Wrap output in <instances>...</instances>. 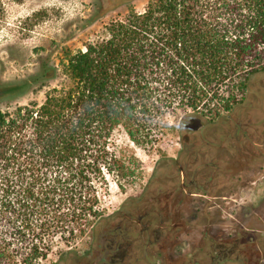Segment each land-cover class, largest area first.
Instances as JSON below:
<instances>
[{"label":"trees","instance_id":"16d2710c","mask_svg":"<svg viewBox=\"0 0 264 264\" xmlns=\"http://www.w3.org/2000/svg\"><path fill=\"white\" fill-rule=\"evenodd\" d=\"M20 1L0 0V27L6 3ZM103 29L42 66L41 101L0 111V264H40L91 232L97 189L134 174L115 132L154 147L169 118L222 117L264 74V0H148ZM31 86H1L0 100Z\"/></svg>","mask_w":264,"mask_h":264},{"label":"flooded vegetation","instance_id":"af4514ba","mask_svg":"<svg viewBox=\"0 0 264 264\" xmlns=\"http://www.w3.org/2000/svg\"><path fill=\"white\" fill-rule=\"evenodd\" d=\"M196 130L158 188L117 213L78 264H264V114Z\"/></svg>","mask_w":264,"mask_h":264},{"label":"rangeland","instance_id":"374dc122","mask_svg":"<svg viewBox=\"0 0 264 264\" xmlns=\"http://www.w3.org/2000/svg\"><path fill=\"white\" fill-rule=\"evenodd\" d=\"M148 0H21L7 2L5 17L0 27V87L31 81V87L23 95L0 100V111L12 110L31 100L41 101L46 87L39 89L35 82L42 74V66L57 64L63 51L76 52L86 42L103 35V26L110 20L123 16L130 4L137 12ZM51 85L54 82H50ZM263 107V108H261ZM264 114V74L253 77L243 100L229 113L238 121L249 116L256 121ZM201 115H178L169 118L172 126L161 142L154 147H137L123 132H115L112 138L118 154L134 157L131 163L134 174L130 182L120 189L108 178V190L98 188L102 217L93 225L91 232L70 244L56 243L52 252L40 264H78L89 259L91 251L98 247L97 239L103 228L116 221L117 213L148 196L158 188V180L172 172L174 157H179L180 147L190 146L201 135L207 137L213 128L198 134ZM217 122V121H216ZM220 128V127H219ZM195 130V132H194ZM196 133L194 137L192 135ZM85 264V263H83Z\"/></svg>","mask_w":264,"mask_h":264}]
</instances>
